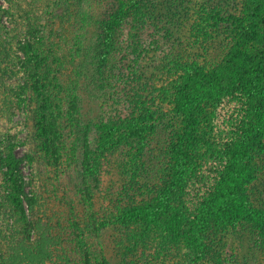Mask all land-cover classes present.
Wrapping results in <instances>:
<instances>
[{"label":"trees","instance_id":"1","mask_svg":"<svg viewBox=\"0 0 264 264\" xmlns=\"http://www.w3.org/2000/svg\"><path fill=\"white\" fill-rule=\"evenodd\" d=\"M154 1L177 23L134 66L117 43ZM158 1L110 0L92 27L53 42L33 24L19 41L0 28L1 108L27 97L37 154L57 169L73 158L82 173L73 197L28 196L15 142L0 139V220L11 219L0 225V264H219L239 228L264 247V0H227L211 20L224 27L203 26L197 40L188 15L171 18ZM20 73L23 85L9 86ZM226 99L236 107L213 132Z\"/></svg>","mask_w":264,"mask_h":264},{"label":"rangeland","instance_id":"2","mask_svg":"<svg viewBox=\"0 0 264 264\" xmlns=\"http://www.w3.org/2000/svg\"><path fill=\"white\" fill-rule=\"evenodd\" d=\"M226 1L223 0V4H221L220 0H159L158 3L163 4L162 10L164 13L166 11V14L171 18L174 10L187 14L193 23V29L190 32L191 40H197V37L200 36L197 33L202 31L203 26L208 31H211L210 27L216 29L224 27V25H212L211 20L216 17L215 14H219L218 10L221 7L228 5L229 1ZM110 7V0H0V28L5 37L19 41L29 24H33L41 31V42L48 38L53 42L58 34L69 36L72 33L70 31L77 24L86 25L88 23L89 27H92L95 17L104 16L103 13L106 10L110 11ZM159 9L158 4L154 1L151 11L148 13L145 11V14L137 16V19L132 21L131 26L122 31L124 36L120 35L117 43L118 49L115 53L119 51L121 57L131 59L129 61L134 66H138L147 59V54L150 52L148 44H150L151 49L155 47L154 44H157L153 41L158 37L159 28L161 29L165 23H169L167 27L172 28L173 22L177 23L175 19L173 22L172 19L169 22L163 21L164 16ZM190 42L193 43V41ZM169 48H171L170 45L157 48V52L158 54L164 53ZM16 54L19 57L21 56L18 50H16ZM171 59L165 61L164 65L172 66ZM113 64L114 67L111 69V74L110 72L109 74L118 78L114 75L119 71L116 67L118 64L116 65L115 61ZM17 67H19V64H17ZM112 76L111 78H113ZM21 77L22 73L13 78L14 80L9 82L8 85L15 89L18 85H23ZM27 103L28 98L25 97V101L19 107L11 105L7 108V112L0 105V139L5 141L12 138V141L15 142L16 146L13 151L14 155L22 160L19 170L25 183V193L30 196L31 192L34 194L47 192V195L67 197L70 194L73 197V191L80 187L82 173L73 158L64 157L62 169H57L53 163L45 162L37 154L38 145L34 138L35 118L29 114L26 107ZM235 107L236 102L233 100H224L213 121V132L221 131V129L228 126L229 115ZM2 155L0 153L1 157ZM27 155H30L32 161H28ZM257 156L256 161L263 169L260 174L261 181H259L258 189L260 197L264 199V152ZM65 166H68V168L65 169ZM208 169L209 174H214V167L211 162L203 165L204 172H207ZM5 172L6 169L0 165V195L5 186ZM55 187L58 188L56 194L52 191ZM23 203L27 211V203L24 197ZM5 221L11 223V219H8L3 212L0 225H4ZM244 230L243 228L236 229L224 240V244L217 254L219 264H264V247ZM184 253L188 255L187 251Z\"/></svg>","mask_w":264,"mask_h":264}]
</instances>
